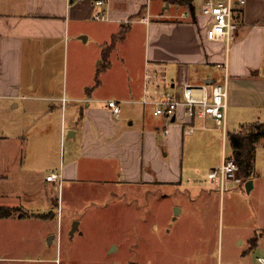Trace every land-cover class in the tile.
Listing matches in <instances>:
<instances>
[{
	"label": "crops",
	"instance_id": "0c3cea01",
	"mask_svg": "<svg viewBox=\"0 0 264 264\" xmlns=\"http://www.w3.org/2000/svg\"><path fill=\"white\" fill-rule=\"evenodd\" d=\"M145 1L110 0L109 19L95 20V0H0V183L20 184L12 189L15 198H0V205L22 209L0 217V225L26 229L21 253H4L2 245L11 244L0 237V264L59 263L43 253L63 227L66 188L75 197L74 187L84 184L177 187L187 194L186 205L177 203L180 212L190 210L201 186L216 185L209 171L232 155L230 133L264 122V0L236 5L239 26L229 43L207 38L212 18L198 5L184 18L169 14L170 3L155 13ZM124 27L109 66L100 70L105 46ZM142 31L145 44L138 40ZM118 54L124 66L116 65ZM147 62L165 65L177 91L184 81H226V125L182 108L164 134L165 118L141 100ZM112 98L122 104L119 116L106 105ZM257 145L264 149V138ZM214 148L219 156L206 165L201 154ZM52 172L61 179L47 180ZM249 179L253 190L256 180ZM222 219L220 230L224 208ZM38 222L44 229L31 232ZM247 240L251 249L260 243L254 236Z\"/></svg>",
	"mask_w": 264,
	"mask_h": 264
},
{
	"label": "rangeland",
	"instance_id": "374dc122",
	"mask_svg": "<svg viewBox=\"0 0 264 264\" xmlns=\"http://www.w3.org/2000/svg\"><path fill=\"white\" fill-rule=\"evenodd\" d=\"M145 3L155 13L171 3V16L185 9L181 4L177 7L175 0H146ZM196 3L200 11L201 0ZM148 34L146 30V38ZM143 35L144 31L138 40L143 39L145 44ZM115 61L117 66H124L119 54ZM257 146L251 175L256 180L255 188L249 192L245 181L239 187L236 186L239 183L233 182L223 194L227 198L225 206L221 203L219 187L212 184L199 187L193 207L177 215L175 208L180 207L177 203H185L187 199V194L178 192L177 187L84 184L74 187L75 197L70 193L72 187L66 188L64 202L60 198L65 205L63 227L54 238L57 242L43 255L57 256L58 264H264L260 259L264 257V149ZM218 156L216 148L201 154L206 158V165ZM19 185L16 179L1 182L0 193L4 195L0 194V198H15L12 189H20ZM229 198L241 200L230 203ZM236 206H240L239 212ZM223 208L225 229L220 230ZM15 210L17 214L22 211L19 207ZM75 220H79V228L72 235ZM232 224L239 229L233 230ZM31 228V232L44 229L40 222ZM0 232L2 242L11 244L2 243L4 253L23 251L25 228L3 224ZM253 236L260 243L251 249L247 238ZM38 238L36 244L40 242ZM30 241H34L33 236Z\"/></svg>",
	"mask_w": 264,
	"mask_h": 264
},
{
	"label": "built area",
	"instance_id": "2783aa9c",
	"mask_svg": "<svg viewBox=\"0 0 264 264\" xmlns=\"http://www.w3.org/2000/svg\"><path fill=\"white\" fill-rule=\"evenodd\" d=\"M84 0H71V3ZM247 0H201L200 12L212 18V24L207 29V38L211 40L224 39L229 43L239 24L236 19V5H244ZM93 18L95 20L109 19L110 0H95ZM185 10L178 16L188 17L191 8L184 5ZM103 8V9H101ZM149 22L150 15L142 18ZM172 83L174 85H172ZM176 83L170 79L168 69L163 64L147 62L144 73V93L142 102L153 106V113L165 118L164 134L170 132L169 124L180 109L184 108L186 113L193 118H214L218 124L225 126L228 107V85L227 82L190 83L182 82L181 90L177 91ZM116 116L122 112V104L117 99H109L106 102ZM194 128H189L192 131ZM61 173L52 172L47 175V180L61 179ZM209 178L219 187L222 194L227 191L232 182L240 181V166L233 155L224 158L221 165L212 168L208 174ZM61 182V181H60ZM264 261L263 257H260Z\"/></svg>",
	"mask_w": 264,
	"mask_h": 264
},
{
	"label": "trees",
	"instance_id": "16d2710c",
	"mask_svg": "<svg viewBox=\"0 0 264 264\" xmlns=\"http://www.w3.org/2000/svg\"><path fill=\"white\" fill-rule=\"evenodd\" d=\"M180 5L188 4L191 8V12L194 14L197 10L196 0H175ZM171 4V3H170ZM128 27L122 28V30L115 34L111 42L105 46L103 53V64L100 70L109 66L110 51L115 47L118 41L122 40ZM264 138V122L255 121L246 124L239 132L230 133V140L233 147L232 155L236 158L240 166V176L245 181L252 175L253 161L255 157L256 143ZM16 207L9 205H0V217H8L16 214Z\"/></svg>",
	"mask_w": 264,
	"mask_h": 264
},
{
	"label": "water",
	"instance_id": "95a60500",
	"mask_svg": "<svg viewBox=\"0 0 264 264\" xmlns=\"http://www.w3.org/2000/svg\"><path fill=\"white\" fill-rule=\"evenodd\" d=\"M254 186V182L252 179H249L247 182H246V188L247 190L250 192L252 190ZM181 211V208L180 207H176L175 208V213L177 215V213H179ZM79 228V220H75L74 223H73V226H72V229L70 231V233L73 235L76 230Z\"/></svg>",
	"mask_w": 264,
	"mask_h": 264
}]
</instances>
